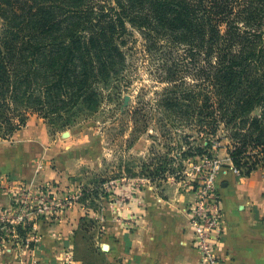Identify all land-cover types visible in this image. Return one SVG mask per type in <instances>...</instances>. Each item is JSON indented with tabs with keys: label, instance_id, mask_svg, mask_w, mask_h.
Masks as SVG:
<instances>
[{
	"label": "trees",
	"instance_id": "obj_1",
	"mask_svg": "<svg viewBox=\"0 0 264 264\" xmlns=\"http://www.w3.org/2000/svg\"><path fill=\"white\" fill-rule=\"evenodd\" d=\"M16 1L0 0V138L25 129L30 113L61 129L96 113L103 88L129 70L136 31L164 85L130 112L134 134L153 127L167 149L151 148L143 164L151 182L176 175L178 155H208L215 138L229 141L242 177L264 172V0H59L76 10L62 20L54 0H28L20 14ZM187 131L207 145L193 148Z\"/></svg>",
	"mask_w": 264,
	"mask_h": 264
},
{
	"label": "rangeland",
	"instance_id": "obj_2",
	"mask_svg": "<svg viewBox=\"0 0 264 264\" xmlns=\"http://www.w3.org/2000/svg\"><path fill=\"white\" fill-rule=\"evenodd\" d=\"M26 1L14 2L17 4L14 12L20 14L19 7ZM58 1L54 0L48 7L54 19L62 20L67 13L76 12L62 4L67 0L55 5ZM101 2L98 0V5ZM108 2L115 5L114 0ZM3 25L0 16V38ZM130 42L129 70L103 88L96 113L81 116L67 129L52 126L30 113L25 129L10 139L0 138V264H19V252L26 247L37 251L43 228L58 223L71 225L66 228L70 229L71 239H66L68 246L55 256V262L98 264L99 260L90 253L102 255L101 245L109 240L106 237L108 217L117 215L143 188L177 186L194 198L197 196L198 201L201 181L209 180L220 198L217 183L226 184L224 178L230 173L242 177L230 162L229 141L222 138L218 142L215 138L211 139L213 146L208 155H191L186 159L178 155L172 165L176 175L151 182L143 164L153 158L151 148L164 154L167 149L153 127L148 133L134 134L136 124L130 112L157 98L164 85L157 79L154 61L143 53L141 35L135 31ZM127 96L130 100L125 106ZM186 133L194 137L193 148L207 145L194 131ZM148 134L158 138L154 141ZM189 150L183 144V151L190 153ZM156 163L154 167L158 168L161 162ZM258 176L264 180L262 170ZM203 202L204 209L208 210L209 201ZM222 215L224 220V212ZM55 237L61 239L59 233ZM60 242L56 243L62 245Z\"/></svg>",
	"mask_w": 264,
	"mask_h": 264
},
{
	"label": "crops",
	"instance_id": "obj_3",
	"mask_svg": "<svg viewBox=\"0 0 264 264\" xmlns=\"http://www.w3.org/2000/svg\"><path fill=\"white\" fill-rule=\"evenodd\" d=\"M258 173L249 178L230 173L226 184L217 183L224 212V230L215 249L218 264H264V180ZM196 200L177 186L143 188L108 217L109 240L101 247L107 244L109 250L90 254L98 264H204L191 221ZM69 227L58 223L43 228L40 248L21 250L19 264H57L55 256L71 239ZM58 233L61 239L55 237Z\"/></svg>",
	"mask_w": 264,
	"mask_h": 264
},
{
	"label": "built area",
	"instance_id": "obj_4",
	"mask_svg": "<svg viewBox=\"0 0 264 264\" xmlns=\"http://www.w3.org/2000/svg\"><path fill=\"white\" fill-rule=\"evenodd\" d=\"M199 200L190 207L194 226L195 244L204 259V264H218L215 256L217 242L223 234V210L220 198L212 190L208 181H201L198 186ZM203 200L209 201V209H204Z\"/></svg>",
	"mask_w": 264,
	"mask_h": 264
},
{
	"label": "water",
	"instance_id": "obj_5",
	"mask_svg": "<svg viewBox=\"0 0 264 264\" xmlns=\"http://www.w3.org/2000/svg\"><path fill=\"white\" fill-rule=\"evenodd\" d=\"M129 100H130V97L127 96V97L125 98V106H128V105H129ZM102 249H103L105 252L108 251V250H109V245L104 244L103 247H102Z\"/></svg>",
	"mask_w": 264,
	"mask_h": 264
}]
</instances>
